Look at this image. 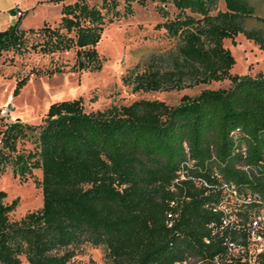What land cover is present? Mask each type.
I'll list each match as a JSON object with an SVG mask.
<instances>
[{"label":"trees","instance_id":"16d2710c","mask_svg":"<svg viewBox=\"0 0 264 264\" xmlns=\"http://www.w3.org/2000/svg\"><path fill=\"white\" fill-rule=\"evenodd\" d=\"M47 1L60 3L58 20L22 26L24 16H17L0 29V59L7 52L73 49L71 70L100 69L96 44L104 26L133 14V1L147 0ZM220 1L156 0L161 20L153 27L174 43L121 78L134 91L225 78L229 85L184 93L174 104L140 97L87 109L81 96L62 98L49 103L38 124L4 118L0 174L10 167L24 178L39 168L34 180L42 204L11 219L18 198L6 201L0 188V264H67L88 245L104 248V264H217L213 256L224 244L209 226L218 224L219 214L206 203L221 191L212 173L257 198L238 207L245 224L264 201V74L232 73L234 57L223 44L243 33L264 48V10L258 8L264 0H222L223 8ZM58 71L31 68L13 92L31 73ZM185 160L191 164L182 167ZM173 198L177 215L168 225ZM230 235L246 243L242 226ZM238 263L264 264V248Z\"/></svg>","mask_w":264,"mask_h":264},{"label":"rangeland","instance_id":"374dc122","mask_svg":"<svg viewBox=\"0 0 264 264\" xmlns=\"http://www.w3.org/2000/svg\"><path fill=\"white\" fill-rule=\"evenodd\" d=\"M13 5L8 10L7 5ZM133 14L122 17L104 26L96 48L102 58V65L97 70H71L74 50H64L53 54L28 52L24 55L7 52L0 59V108L7 104V96L12 95L9 110L0 115V127L6 119L19 118L29 124L41 122L48 105L56 99L81 96L87 109L103 108L110 103H128L133 99L159 98L168 103H176L184 94H195L205 87L229 85V79L213 80L191 87L165 90H132L131 85L122 81V74L134 64L143 66L153 54L173 45L174 39L164 35L163 28H154L161 20L155 9L156 0H147L145 5L136 1ZM18 5L23 10L22 26H38L43 20L55 22L59 18L60 3L47 0H0V24L9 18V12ZM219 7L223 8L222 0ZM259 11L264 10V3L259 4ZM172 9V8H171ZM16 19V18H15ZM223 44L231 51L234 62L232 73L255 75L264 74V48L248 39L243 33H237L233 39L225 37ZM60 67L62 71L51 75L31 73L17 93L13 87L17 78L31 68L46 69ZM41 176V170L34 168L32 174L24 178L14 174L9 167L0 174V188L7 193L5 200L17 197L18 202L9 217L19 218L25 212L37 209L42 204V191L35 178ZM105 250L102 246H86L83 253L77 254L67 264L86 263L104 264ZM21 264H29L23 260ZM240 264V263H232Z\"/></svg>","mask_w":264,"mask_h":264},{"label":"built area","instance_id":"2783aa9c","mask_svg":"<svg viewBox=\"0 0 264 264\" xmlns=\"http://www.w3.org/2000/svg\"><path fill=\"white\" fill-rule=\"evenodd\" d=\"M11 13L13 16L17 17L23 14V10L20 6L15 5L12 8ZM11 102L12 95H8L7 104L0 108V115L5 114L9 110ZM190 164V160H185L182 167ZM212 175L219 179L218 184H216L215 187L221 191L216 199L206 203L212 211L219 214L218 224L211 222L209 226L212 227V232L220 231L224 244V250L221 253L215 254L213 260L217 264H232L245 260H252L254 254L264 248V235L261 233V228L264 226V201L260 208L254 210L248 217L245 224L240 221L237 216L238 207L244 202L257 198H251L250 194L247 197H244L235 184L221 179L218 172L214 171ZM184 177V172H180L179 178ZM179 178H176L175 180H178ZM204 183L207 184V181H204ZM172 188H174V186H172ZM253 196L258 197L256 193ZM170 206L171 207L166 212V222L168 225L173 223V220L177 215V199H171ZM241 226L247 231L245 244L242 243L240 239H233L230 235L231 231ZM206 241H208V239H206Z\"/></svg>","mask_w":264,"mask_h":264},{"label":"crops","instance_id":"0c3cea01","mask_svg":"<svg viewBox=\"0 0 264 264\" xmlns=\"http://www.w3.org/2000/svg\"><path fill=\"white\" fill-rule=\"evenodd\" d=\"M13 5H7L5 8L8 10L11 8ZM9 18L4 22L0 24V29L5 28L11 21H13L16 17L12 15L11 12H9ZM26 16V15H25ZM25 16L22 18V20L25 18Z\"/></svg>","mask_w":264,"mask_h":264}]
</instances>
